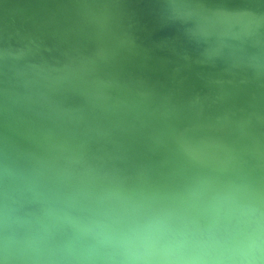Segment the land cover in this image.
Segmentation results:
<instances>
[{
    "label": "clouds",
    "instance_id": "obj_1",
    "mask_svg": "<svg viewBox=\"0 0 264 264\" xmlns=\"http://www.w3.org/2000/svg\"><path fill=\"white\" fill-rule=\"evenodd\" d=\"M141 10L216 89L122 74ZM27 11L0 24V264H264V0ZM53 31L75 38L58 56ZM233 88L249 102H222Z\"/></svg>",
    "mask_w": 264,
    "mask_h": 264
},
{
    "label": "water",
    "instance_id": "obj_2",
    "mask_svg": "<svg viewBox=\"0 0 264 264\" xmlns=\"http://www.w3.org/2000/svg\"><path fill=\"white\" fill-rule=\"evenodd\" d=\"M29 0H0V24L10 25L15 22L19 25H32L38 21L28 14ZM56 8L55 5H51ZM66 13L57 9V19L67 23ZM55 28V25H52ZM136 30L143 44L139 55L123 62L121 72L127 78L149 81L156 87L172 90L177 95H187L199 88L210 93L218 86L213 83L217 70H206L191 66L183 59L182 49L170 35L158 30L146 11H140ZM63 31H53L49 36V45L52 48L46 55L58 56L74 42L71 34ZM66 41L68 43H66ZM81 46L87 44L86 39L79 40ZM131 75V76H130ZM133 75V76H132Z\"/></svg>",
    "mask_w": 264,
    "mask_h": 264
},
{
    "label": "bare ground",
    "instance_id": "obj_3",
    "mask_svg": "<svg viewBox=\"0 0 264 264\" xmlns=\"http://www.w3.org/2000/svg\"><path fill=\"white\" fill-rule=\"evenodd\" d=\"M64 34H66V33H64ZM142 79H144V78L142 77ZM196 91H199L201 94L209 93L208 90H203L202 88H199ZM249 100H250L249 95L243 89L233 88V89H231L226 101H222V102H226L228 104L236 105V106H243V105L247 104L249 102Z\"/></svg>",
    "mask_w": 264,
    "mask_h": 264
}]
</instances>
